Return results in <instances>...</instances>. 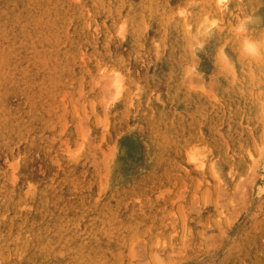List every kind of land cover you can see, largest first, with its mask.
<instances>
[{
    "label": "rangeland",
    "instance_id": "374dc122",
    "mask_svg": "<svg viewBox=\"0 0 264 264\" xmlns=\"http://www.w3.org/2000/svg\"><path fill=\"white\" fill-rule=\"evenodd\" d=\"M226 3L0 0V264H264V0Z\"/></svg>",
    "mask_w": 264,
    "mask_h": 264
},
{
    "label": "clouds",
    "instance_id": "9594fccd",
    "mask_svg": "<svg viewBox=\"0 0 264 264\" xmlns=\"http://www.w3.org/2000/svg\"><path fill=\"white\" fill-rule=\"evenodd\" d=\"M220 7L226 8V0H219ZM257 17L254 15H242L233 25V33L242 37V53L253 62L264 60V33L260 35H250L252 26L257 23ZM216 22H212L211 27H216Z\"/></svg>",
    "mask_w": 264,
    "mask_h": 264
}]
</instances>
